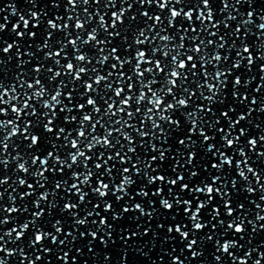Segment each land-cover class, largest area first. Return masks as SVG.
Here are the masks:
<instances>
[{
	"label": "snow or ice",
	"instance_id": "obj_1",
	"mask_svg": "<svg viewBox=\"0 0 264 264\" xmlns=\"http://www.w3.org/2000/svg\"><path fill=\"white\" fill-rule=\"evenodd\" d=\"M48 2L53 8L60 7L56 0ZM93 2L100 6L102 0H64L66 15L54 13L53 18L46 19V29L40 33L43 39L35 45L36 51L42 52L44 60H51L59 68L49 66L45 69L44 64L37 60L30 70H25L26 65L36 59V53L30 50L32 44L27 45L29 50L22 51L24 45L16 40L11 43L0 41L3 44L0 53L9 60L15 50L18 61L15 67L20 70L14 74L12 82H5L0 76V117L10 114L14 117L0 119V131L4 133L0 136V152L9 154L10 148L14 151L19 149L14 140L22 138L21 143L26 142L24 151L27 158L19 151L12 157L17 172L14 183L28 189L20 193L19 199H30L36 196L37 188L41 189L36 199L31 201V206L36 209L32 212L33 219L0 234V253L3 254L0 255V264H9L7 258L16 255L21 257L20 264H37L43 259L41 255L29 257L24 248L6 247L5 237L14 242L22 241L30 227L35 228L29 238L30 247L40 246L37 251L50 254L53 249L44 246L50 240L62 253L57 258L63 264H79L77 257L71 254L72 246L78 240H85L91 245L97 239L107 246L108 240L104 237L110 239L118 231L115 222L125 219L126 214L131 212L140 214L127 217L136 222L133 229L140 227L141 216L147 217V220L143 232L129 230L127 226L119 229L126 233L121 236L125 245L142 235L152 237L153 247L156 242H174L179 236L183 244L181 254L187 249L193 258L203 256L204 253L196 250V246L204 242V246L211 243L216 252L227 254L232 264H250L249 258L254 252L259 258L251 264H264V252L258 248H249L241 256L232 251L244 248L240 240L248 231L246 225H251L253 233L264 230V214H261L264 213V174L250 165L247 152L240 144L241 138L248 136V128L240 127L238 135H233L232 131L248 121L254 111L264 113V100L253 95L250 103L259 107H248L246 113L239 114L235 106L226 104L229 84L233 100H239L240 105L248 104L249 95H242L240 89L247 88L256 77L245 79L240 69L251 72L257 60L264 61V14L257 15L249 10L243 18L245 14L237 7L255 0H219L221 19H216L213 0H104L103 13L99 7L94 13L89 11ZM27 3L35 8L37 0H27ZM133 3L142 7L155 4L160 13L166 12L167 16L141 11L139 17L143 18V26L125 27V17L133 8ZM118 4L119 9L114 10ZM185 4L191 6L177 7ZM81 5L84 6L83 14H78L77 9ZM9 9L11 16L18 17L11 31L20 41L27 37L28 41L34 42L38 33L30 29H39L48 12L29 9L22 14L15 0H7L0 6V13ZM109 11L111 23L106 19ZM2 19L0 33L10 22L9 16ZM137 19L136 15H132L127 23L130 25ZM257 19L260 21L258 24ZM178 20L186 21L187 26L177 24ZM93 21L96 26L88 30ZM165 21L167 27L164 26ZM253 25L259 32L257 39L261 40L256 45L259 50L257 55H253L252 47L247 43ZM21 26L24 31L19 30ZM72 29L76 30L74 38ZM169 29L173 31L169 32ZM54 32L64 37L55 40L58 45L55 51L52 50ZM85 32L86 38L81 35ZM101 32L105 34L104 39L100 38ZM117 39L119 43L113 44ZM69 46L71 56L66 51ZM25 56L29 59H24ZM61 57L66 63L61 62ZM229 61L230 66L221 67ZM4 63L0 58V67ZM93 64V67H88ZM105 66L108 70L106 74H101ZM259 72L262 74L261 83L255 87L256 93L264 90V63L260 64ZM42 73L47 74L49 84L62 76L65 79L59 80L54 90L50 91L41 79ZM157 75H162L163 83L156 78ZM28 76L33 78L27 79ZM229 77L234 78L229 80ZM66 79L69 82L66 83ZM101 87L103 95L100 94ZM101 100L106 107L100 106ZM197 100L201 103H196ZM89 108L91 111L87 110ZM174 113H179L180 118ZM94 114L101 115L96 118ZM114 117L116 119L113 120ZM105 118L107 121L102 122ZM73 124L78 126L67 127ZM255 127L259 129L260 125ZM38 128L40 132L36 131ZM99 129H103V135L95 134ZM114 134L122 137L125 143L119 138L113 142ZM260 142H264V134L258 139L255 136L248 138L247 146L255 151ZM98 146L114 150V154L104 150L97 154ZM65 148L72 151L62 155ZM224 149H233L234 154L242 159H235ZM258 155L264 157V152ZM9 163L8 159L0 158V165L4 168ZM30 165L37 167L32 169ZM81 166L84 170H76ZM233 168L234 175L228 171ZM19 173L30 175L34 183H29ZM249 174L255 178V186ZM49 183L53 184L52 190L46 188ZM4 185H10V177L3 175L0 169V186ZM153 185L155 188L151 195L160 197L159 209L171 214V222L167 226L157 223L156 230L150 232V222L161 214L156 207L157 201H147L150 210H146L143 200L129 202L137 197H148V189ZM257 190L261 193L260 202L249 200L244 195L255 194ZM60 191L65 196L61 197L64 203L58 208L56 198ZM90 195L96 198L95 202ZM109 195L114 197L118 209L108 199ZM71 196L77 198L76 202H72ZM242 196L244 201L255 206L254 220L247 219L248 210L245 202L241 201ZM3 198L4 191H0V200ZM9 200L15 204L16 197L9 196ZM45 203L48 205L47 212L43 207ZM89 205L91 210L81 215V206L87 208ZM21 211L27 212V206L21 209L0 205V225L10 222L3 213L14 216ZM102 212L110 213L113 223ZM205 212L207 220L204 219ZM57 213L70 217L68 230L62 218H54L47 231L37 227V222L46 215L55 217ZM82 228L85 230L81 231ZM202 232L203 236L197 235ZM173 233L175 235H169ZM65 248L68 250L65 251ZM75 251L83 255L82 248L76 247ZM175 251L172 247L166 253L170 264H185L180 255H172ZM121 259L126 264L127 252L121 255ZM213 259L216 264L224 262L222 255H214Z\"/></svg>",
	"mask_w": 264,
	"mask_h": 264
},
{
	"label": "water",
	"instance_id": "obj_2",
	"mask_svg": "<svg viewBox=\"0 0 264 264\" xmlns=\"http://www.w3.org/2000/svg\"><path fill=\"white\" fill-rule=\"evenodd\" d=\"M7 0H0V6H3L4 3H6ZM16 4H17V8L18 10L22 13V14H26L27 11L29 9L33 10V11H40V12H48V16L47 18H45L44 23L41 24V27L39 29H30L31 31H36L38 33L36 40L33 41H28L27 37H25L24 41H20L18 37L15 36V33H13L11 31V27L12 24L15 23L18 19V17L16 16H11L10 15V9L0 13V23H3V16H9V20L10 22L7 25V28L5 31H3L2 33H0V41H4V42H8L11 43L14 40H16L18 43H21L24 45V48L22 49V51H27L29 50L27 45L28 44H32L31 47V51L36 53V59H33L32 62L28 65H26L25 70H30L33 65H35L37 63V60H39L40 62H42L44 64L45 69L49 66L53 67V68H59V66L55 65L51 60H44V56L42 52H37L36 51V47L35 45L40 43L43 39V37L40 35L41 32L45 31L46 29V19H51L53 18V14H58V15H66L64 8H65V3L64 0H56L57 3L60 4L59 8H53L51 6V4L48 2V0H37V5L35 8L32 7L31 4L27 3V0H15ZM103 2L104 0H102V3L100 6H97L94 2L92 3L91 8L89 9L90 12L94 13L96 11V9L99 7V10L101 11V13H103L105 11V9L103 8ZM127 5H125L126 7ZM191 5L185 4V5H178L177 7H190ZM221 7V4L219 3V0H213V8L216 10L217 12V16L216 19H221V15L219 13V9ZM237 7L240 9V11L242 13H244V17L246 18V13L249 10L255 11L257 13V15H261L264 14V0H255L254 3H244L241 5H237ZM83 8L84 6L81 5L80 8L77 9V13L78 14H83ZM119 9V4L117 5V8L114 10H118ZM149 11L153 14H160L163 16H167V13H160L159 9L155 6V4L151 5V6H141L139 3H133V8L128 12V15L125 17L126 20V25L125 27H139V26H143V18L139 17V13L141 11ZM233 15H235V11H233L232 13ZM132 15H136L138 17V19L136 21H132L131 24L129 25L127 23L129 17H131ZM98 19V18H97ZM106 19H108L109 23H111V12L109 11L108 16L106 17ZM238 19H240V17H238ZM63 21H61L62 23ZM260 21L257 19L256 23L258 24ZM72 23L74 24V21H72ZM149 23H152L151 21H149ZM177 24L180 23H184L185 26H187V22L186 21H182V20H178L176 21ZM96 26L95 25V21H93L90 26ZM165 27H167V22L165 21L164 24ZM233 26H235V22H233ZM252 31L251 33H249L248 39H247V43L252 47V51H253V55H257L258 54V49L256 47L257 44H259L261 42L260 39H257V37L259 36V32L258 30L255 28V25L251 26ZM20 31H24L23 27L21 26V28L19 29ZM172 29H169V32H172ZM222 31H228L227 29H222ZM72 38L75 37L76 34V30L72 29ZM86 32L82 33L81 35L86 38ZM129 35H131L129 33ZM189 35H192V33H189ZM53 48L52 50L55 51L58 48V45L55 43L56 39H63L64 37L62 36L61 33L59 32H54L53 33ZM100 38L104 39L105 38V34L103 32L100 33ZM177 42H178V38H177ZM231 42V41H229ZM119 43V40L117 39L116 41H113V44H117ZM190 43V42H189ZM0 46H3L2 43H0ZM111 46V45H110ZM15 51V50H14ZM13 51V55H12V59L9 60L7 58V56H4L2 53H0V58H2L5 63L3 64L2 67H0V76L3 77L5 82H12L14 79V74L17 73L18 71H20L19 69H17L15 66L17 64V59L15 57ZM67 53L69 54V56L72 55V49L69 46V48L66 50ZM84 51H92L91 49H84ZM212 49L209 48V52H211ZM160 59H163V57H158ZM24 59H29V57L25 56ZM62 63H66V61L63 59V57L60 58ZM75 62V61H73ZM167 62V61H166ZM230 62H227L226 64L221 65V67H227L230 66ZM95 63V62H94ZM245 64L247 63L246 61L244 62ZM261 63H264V61H260L257 60L256 64L253 68V70L251 72L246 71L244 68L240 69V74L243 75V77L245 79L251 77V76H255L256 79L252 82L251 85H249L247 88L241 87L240 91L241 94H248L249 95V102L247 105H240L239 100H233L232 96H231V85L229 84V87L227 89V100H226V104H232L233 106L236 107V111L237 114L241 113V112H247L248 107H251L253 109H256L259 107V105H252L250 103L251 101V97L253 95L257 96L258 99H262L264 100V90H262L260 93H256L254 92L255 87L257 86V84L261 83L260 80V76L262 75L259 72V66ZM93 65H88L89 68L93 67ZM147 66V65H146ZM106 70L107 66H105V69L101 70V74H106ZM209 70H212V67L209 66ZM91 74V73H90ZM27 79H32V76H28L26 77ZM85 79H87V77H84ZM156 78L158 80L161 81V83H163L162 80V75H157ZM234 77H229V80H232ZM41 79L44 80L45 84L49 86L50 91L54 90L55 85L59 83V80L61 79H65V77H59L57 78V81L49 84L48 80H47V74L42 73L41 74ZM69 82L66 79V83ZM74 83V82H72ZM115 86V85H114ZM65 91H67V89H65ZM103 88H100V94L103 95ZM207 94V93H205ZM97 99H99V96L96 97ZM170 99V98H169ZM196 103H201L200 100H197ZM100 106L106 107V105L103 104V101H100ZM37 107L39 108V105H37ZM88 111H91V109H87ZM191 110V109H189ZM76 115H81L80 113H73ZM101 114H94V116L96 118H99ZM175 117L180 118V114L179 113H174L173 114ZM14 117L10 114L7 117H0V119H13ZM126 118V117H125ZM116 119L115 117L113 118V120ZM233 119H235V116H233ZM107 118H105V121L102 122H106ZM250 121V123H249ZM256 124L260 125V128L257 129L255 127ZM78 125H68L67 127L69 128H73V127H77ZM111 126V125H109ZM166 127H170V126H166ZM240 127H247L248 128V136L241 138L240 144L245 148V151L247 152V156L249 158V162L250 165L252 167H254L258 172L264 174V157H260L258 155L259 152H264V142H260V144L257 146L256 150L253 151L251 149L248 148L247 146V139L251 138L253 136H255L257 139L259 138V135L264 134V113H261L259 111H254L252 113V115L249 117L248 121H244L242 122L236 129H233V135H238L239 134V128ZM90 130V128H89ZM37 132H40V129H36ZM4 133L2 131H0V136H2ZM97 135H103V129H99L97 133H95ZM210 134H215V133H211ZM119 138L121 139L122 143H125L122 140V137H116L114 134V138H113V142H115V139ZM21 139L22 138H18L14 140V145H19V149L17 150H13V148L9 149V154H4L3 152H0V158L3 159H8L10 161L9 166L7 168H4L3 165H0V169L3 170V175H7L8 177H10V185H4V186H0V191H4V198L2 200H0V205H3L4 207H18L23 209L24 207L27 206L28 211L27 212H23L21 211L18 214H15L14 216L12 214L9 213H3V216H8L9 218V223L5 224V225H0V234H2L3 232H6L10 229H12L13 227H17L18 224L24 223L27 220H31L33 219L32 217V212L36 211V209H34L31 206V201L36 199V196L39 195V192L41 191V189L37 188L36 189V196L31 197L30 199H25V200H20V193L22 192H26L28 191L27 187H21L19 186L17 183H14L16 176H17V172L15 169V164L16 162L14 160H12V157L15 156L17 154V151H19L22 155H25V157L27 158V153L24 151L25 149V143H21ZM54 139V137H53ZM195 139V137H194ZM137 140H139V138L137 137ZM41 143L43 144V140L41 141ZM61 143V142H58ZM119 147V146H117ZM104 149H100L99 146L97 147V154L99 153V151H102ZM126 150V149H125ZM227 154L229 155H234V158L239 160L242 159L238 154H234L233 149H224ZM68 151H72L70 148H65L62 150V155L66 154ZM104 151H108V152H113L114 154V150H104ZM92 153H89V155H91ZM169 155L171 156L172 153H169ZM95 160L93 161L94 164ZM218 162V161H217ZM197 165H200V158L198 156V160H197ZM92 166V165H90ZM30 167L32 169H35L37 166L35 165H30ZM76 170H84L81 166V168L76 169ZM229 173L233 174L235 173L234 168L233 169H228ZM66 172V176L68 173V170H65ZM19 175L24 176L23 173H19ZM49 175L51 176V173H49ZM250 179L253 181V185L255 186V178L251 176V174H249ZM25 179L28 180L29 183H34L33 178L28 175V176H24ZM71 182V181H70ZM95 185V181H93V186ZM46 188L48 190H52L53 188V184L49 183L48 185H46ZM155 185L151 186L149 190L150 195L146 198H141V197H137L135 201H131L129 202L131 203H135V202H141L143 200L144 204H145V208L146 210H150L147 201L149 200H155L157 201L156 207L158 209V211L161 213L160 215L155 216L152 221L150 222V232L151 231H155V225L157 223H165V225L167 226V223L171 222V214L163 212L162 209H159V204L158 201L160 199V197H153L151 195V191L154 190ZM6 189V191H5ZM13 189H15V191H13ZM85 191H88L87 188H85ZM244 195H247L249 200H254L256 202H260L259 201V196L261 195V193L259 192V190H257V192L255 194H247L245 193ZM9 196H15L16 197V202L15 204H13V202H11L9 200ZM65 196V193L63 191H60L59 196L56 198V202H57V206L58 208H61L64 200L61 199V197ZM90 198L93 199V202H95L96 198L95 197H91ZM76 197L75 196H71V200L72 202H76ZM109 200L113 201L114 203V207L118 209V205L115 204V200L114 197H112L111 195H109L108 197ZM127 199V198H126ZM241 201L245 202L246 204V209L248 210V214H247V219H252L254 220L255 214H256V209L255 206L252 204H248L247 201L243 200V196L241 197ZM123 203V202H121ZM235 203V201H234ZM43 207L45 208V211L47 212L48 210V205L47 203H45L43 205ZM83 211L81 212V215L84 214V212L91 210V206L89 205L87 208H84V206H81ZM182 211V210H181ZM239 213V210H238ZM264 214V213H261ZM102 215L108 216L109 218V222L113 223V221L111 220V214L110 213H103ZM140 214L138 212H131L126 214L125 219L119 221V222H115L117 223V228L118 231L114 232L112 237L109 239L107 236H105L104 238L106 240H108V245L105 246L103 244L100 243L99 239L92 241L91 245H89L87 243V241L85 240H78L77 243L75 245L72 246L71 249V254L77 257V260L79 262V264H85V262H87V264H123L122 259H121V255L125 252H127V259H126V264H152L153 261L156 262V264H170V257L166 254L167 252H169L171 250L172 247H175L176 251L172 253V255H180L181 259L185 260V264H201V261H203V264H216L215 260L213 259L214 255H222L224 258V262L223 264H232L231 259L227 256V254H223L220 252H216L215 249L212 247L211 243H208L207 246H204V242H202L201 244L196 246V250L198 251H202L204 254L202 257H198V258H193L191 256V253L187 251V249H184L183 254H181L180 249L183 247V244L180 242V238L179 236H177L176 241L172 242H156L155 246L153 247V239L152 237L149 236H140L138 238H133L132 240H129L127 245H125L122 240H121V236L126 235V233L119 231V229L124 228L125 226H127V228L129 230H136V231H140L143 232V229L145 227V221L147 220V217L141 216L140 217V227L138 229H133L132 226L134 223H136L134 220H130L127 219V217L129 216H139ZM2 218V217H0ZM54 218H62L64 221V227L66 230H68L69 226H70V217L66 214L63 213H57L56 216H50V215H46L43 219H41L40 221L37 222V227H42L45 231L50 229V224L51 222H53ZM96 219H99L98 217H96ZM204 219L207 220L208 216L205 212L204 215ZM185 223H187V220L184 221ZM260 223V222H257ZM190 227V225H189ZM248 231L245 233V238L243 240H240V244L244 245V248H237V249H233L232 251L237 255V256H241L243 255L244 251H247L249 248H258L260 251L264 252V230L261 231H257L256 233H253L251 231V225H246ZM85 229H81V231H84ZM35 231V228L30 227V230L28 231V233H26L25 238L22 241H13L10 240L8 237H5V241H6V247L8 248H14V247H20V248H24L25 249V254L28 255L31 258H34L35 255H41L43 257L42 260L37 261V264H63V262L61 260H59L57 258L58 254H62L59 252V249L56 245H52L50 240L45 242V247H51L53 249L52 253H44L42 251H37V248H39L40 246H37V248H33L29 246V238L33 235ZM205 232H208V229L204 230ZM99 235L103 236L104 233H100ZM163 235V233H162ZM169 235H175L173 234H169ZM197 235L199 236H203L204 232L202 233H198ZM61 239L63 238V235L61 234ZM217 239L219 238V236L216 237ZM235 239H239V237H232ZM90 239V238H88ZM113 241L115 243H113ZM76 247H80L83 249V255H79L76 253L75 249ZM89 247H91V251H89ZM65 251H67L68 249L65 248ZM143 253H146L147 255L145 256ZM0 255H3L2 253H0ZM105 257H108V259L106 260ZM163 257V259L161 260L160 258ZM259 258L257 256V254L254 252L252 257L249 258L250 259V264L252 261H254L255 259ZM9 260V264H20V259L21 257L19 255L13 256L11 258H7ZM25 264H27V262H25Z\"/></svg>",
	"mask_w": 264,
	"mask_h": 264
}]
</instances>
